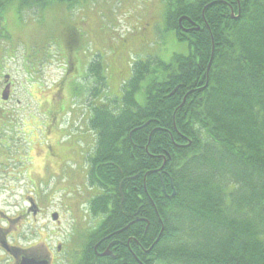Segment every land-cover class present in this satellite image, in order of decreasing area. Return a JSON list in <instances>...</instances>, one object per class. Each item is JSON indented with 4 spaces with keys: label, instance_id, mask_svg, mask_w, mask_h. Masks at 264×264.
<instances>
[{
    "label": "trees",
    "instance_id": "trees-1",
    "mask_svg": "<svg viewBox=\"0 0 264 264\" xmlns=\"http://www.w3.org/2000/svg\"><path fill=\"white\" fill-rule=\"evenodd\" d=\"M82 1L0 0V14ZM165 19L190 53L134 62L120 106L89 118V208L104 217L87 239L112 234L116 253L92 264H264V0H168ZM105 70L89 64L94 97Z\"/></svg>",
    "mask_w": 264,
    "mask_h": 264
},
{
    "label": "rangeland",
    "instance_id": "rangeland-1",
    "mask_svg": "<svg viewBox=\"0 0 264 264\" xmlns=\"http://www.w3.org/2000/svg\"><path fill=\"white\" fill-rule=\"evenodd\" d=\"M167 4L83 0L73 8L58 2L18 11L13 5L0 14V70L13 82V98L7 111L1 106L0 112H7L11 124L2 126L0 121V161L11 174L8 190L0 194V208L15 216L33 197L42 212L36 217L28 212L22 230L32 244L38 242L59 259L57 264L76 257L79 239L104 217L89 209L92 197L102 193L87 181L88 157L96 145L89 126L94 106H120L134 62L169 63L174 54L190 53L189 41L179 40L167 27ZM98 56L107 87L94 97V79L87 70ZM153 66L161 75L163 68ZM147 82L136 93L140 105L146 101ZM54 212L59 222L52 219Z\"/></svg>",
    "mask_w": 264,
    "mask_h": 264
},
{
    "label": "flooded vegetation",
    "instance_id": "flooded-vegetation-1",
    "mask_svg": "<svg viewBox=\"0 0 264 264\" xmlns=\"http://www.w3.org/2000/svg\"><path fill=\"white\" fill-rule=\"evenodd\" d=\"M7 20V16L2 15V21L7 22ZM5 30L6 33H9L6 27ZM12 86L13 82L10 80V76L2 73L0 70V112L1 106H3V110H6V104H8L13 98ZM5 90H7L6 98ZM6 111L2 112L0 121L3 123L2 126L11 127L10 118H8ZM3 128L4 127H2V129ZM9 145L10 144L8 143L7 146ZM2 153L5 152L2 151ZM10 178L11 174L8 171L7 164L0 161V194L8 190L5 186L8 185ZM27 203L29 207L23 211L19 210L15 216L8 215L6 211L0 208V264H26L31 261L32 264H45L46 260L49 264H57L59 259H54L50 251L47 252L45 246H39L38 242L32 244L29 237L22 230V222L24 221V217H28V212H31L34 217L38 216L42 212L41 207L33 197H28ZM136 221H138V218H136L133 222ZM127 227L128 226L125 228ZM87 235L88 233L83 239H79L78 241L80 249L77 256L66 261L65 264H92V258L90 256L93 251L101 258L108 259L109 257H116L113 247L114 244L112 242L113 240L109 239L112 234L101 238L96 245H93L88 241ZM107 239H109V241L106 242L105 240ZM60 248L61 246H59V249ZM105 252H107V254H104Z\"/></svg>",
    "mask_w": 264,
    "mask_h": 264
},
{
    "label": "water",
    "instance_id": "water-1",
    "mask_svg": "<svg viewBox=\"0 0 264 264\" xmlns=\"http://www.w3.org/2000/svg\"><path fill=\"white\" fill-rule=\"evenodd\" d=\"M233 15V14H232ZM182 19V18H181ZM181 19H180V21H181ZM6 91L7 90H5V98L7 97V94H6ZM52 218H53V220H58V218H59V215H58V213H53L52 214ZM125 229V228H124ZM123 230V229H122ZM121 230V231H122ZM104 254H107V252H105ZM104 254H101V255H104ZM26 264H32V261L31 262H27ZM42 264H44V263H42ZM45 264H49V262L46 260V262H45Z\"/></svg>",
    "mask_w": 264,
    "mask_h": 264
}]
</instances>
